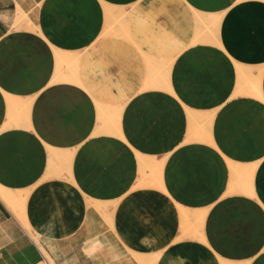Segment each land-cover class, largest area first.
I'll return each mask as SVG.
<instances>
[{
	"label": "crops",
	"instance_id": "obj_1",
	"mask_svg": "<svg viewBox=\"0 0 264 264\" xmlns=\"http://www.w3.org/2000/svg\"><path fill=\"white\" fill-rule=\"evenodd\" d=\"M97 101L120 106L121 135ZM140 157L162 160L164 190L138 185ZM0 184L30 189L56 264H264V0H0ZM90 198L118 200L113 227ZM99 232L119 257L83 251ZM34 241L0 197V264H47Z\"/></svg>",
	"mask_w": 264,
	"mask_h": 264
},
{
	"label": "rangeland",
	"instance_id": "obj_2",
	"mask_svg": "<svg viewBox=\"0 0 264 264\" xmlns=\"http://www.w3.org/2000/svg\"><path fill=\"white\" fill-rule=\"evenodd\" d=\"M18 11L21 12L22 16H24V17L28 16V14L23 9H21V7L19 5H18L17 13H18ZM107 15H108L109 18L111 17V13L110 12H107ZM199 16H201V15H199ZM219 22H220V17L217 16V15L214 16V18H213V20H211V22H208V21L206 22L205 19L202 16L200 17V20H199L200 26L206 27L208 29H210V27H212V26L217 27ZM21 27L28 28V29H38L37 25L33 21H29V20H27L26 24H23ZM74 56L75 55H72V58ZM58 57H60V55H58ZM64 64H65V62H61V61L59 63H57L58 67H62V66H64ZM70 64H71V66L73 68H76V66L78 64V56L74 57L73 60L70 61ZM73 74H75V73H73ZM248 74H249V72H245L244 70L240 69V75L243 76L245 81L248 80ZM160 84H162V83L160 81H158V79H157L155 81H152L150 84H148L145 87H160ZM252 88H253V94L254 95H256V96H260L261 95L260 88L254 86V85H252ZM96 103H97V106H98V119L100 121L101 129H103V131H105V132L117 133V134L121 135V133H120V124H121L120 123V120H121V108H120V106L113 105L115 113L112 115V114L108 113V110L104 111L105 107H111L112 105H107V104L99 102V101H97ZM104 105H106V106H104ZM106 114H108L110 116H107ZM112 116H114V117H112ZM71 158H72L71 154L62 155V154L55 153L53 155L52 159H51L52 161H51L50 167L56 166L54 164L57 161L63 162L62 166L58 165L56 167V169H57L56 174L58 176H63L62 174H64V171L67 172L64 169H66V168L68 169V168L71 167V165H70L71 164ZM139 160H140V167H141V173L143 174V178L141 179V181L139 182L138 185H140V186L141 185L142 186H156V187L162 188L164 190V186H163V183H162V180H161V176H160V166L162 165V160H158V159H156L154 157H140ZM232 169L236 173L239 172L238 168L236 166H234V165H232ZM148 170L150 171V173L146 174V172ZM67 173H69V172H67ZM244 187H245V189H244L245 191L250 192V189L248 188V185L247 186L245 185ZM21 200L22 199H20V201ZM89 202L94 205V206L91 207L89 213L91 215H102L104 217V219L106 220V222L108 223V225H109L108 227H110V228L113 227V218H111V217H113V213H114V210H115L116 205L118 203V200L98 201V200H94V199L90 198ZM181 210H182V214H183L182 215L183 216V220L184 221H189L191 218L186 213V210L183 207H181ZM193 218L195 220H197L198 223H202V221H203V213H196V215H194ZM30 227L31 226H28V229H26L28 231V233L32 229V227L31 228ZM110 232L112 233L113 236H115L111 229H110ZM98 235H100L101 238L98 237V236H96L98 238H95V237L93 238L94 240H96L95 244L97 246L96 245L95 246L97 248H100L102 245L106 244L107 247H106V249L105 248L104 249L105 250H110V253H108V254L112 253V254H114L115 258L119 257V255L121 254L119 252V248H118L119 245L117 246V245L111 243L110 240H109V237L107 236L108 234H103L102 235L99 232ZM93 239H91L90 241H93ZM100 240H101L102 243L100 242ZM103 242H105V243L103 244ZM57 245L58 244L56 242H54V241L51 242V248L52 249L56 248ZM61 249H62V247H61ZM116 249H118V251H116ZM84 250H85V248H84ZM60 254H63V251ZM223 263H225V261H223ZM47 264H49L48 261H47Z\"/></svg>",
	"mask_w": 264,
	"mask_h": 264
},
{
	"label": "bare ground",
	"instance_id": "obj_3",
	"mask_svg": "<svg viewBox=\"0 0 264 264\" xmlns=\"http://www.w3.org/2000/svg\"><path fill=\"white\" fill-rule=\"evenodd\" d=\"M200 17L201 16H199L198 15V19L200 20ZM27 20H29V21H32V20H30V18H29V16H27V17H24V16H22V14H21V12H19L18 11V13H17V16H16V19H15V25H16V27L17 28H20L23 24H26V22H27ZM198 20V21H199ZM110 30V29H109ZM60 52V51H59ZM59 52H58V54H59ZM62 54V53H61ZM67 54V53H66ZM63 55V54H62ZM66 56V55H65ZM64 56V57H65ZM72 56V55H71ZM71 56H66L67 58H69V59H71L72 57ZM60 60L61 59H58V62L57 63H59L60 62ZM63 60V59H62ZM71 60H73V59H71ZM57 61V60H56ZM67 62L69 63V61L67 60ZM68 69H69V67H68ZM73 70H75V68H73ZM63 71V70H62ZM61 71V72H62ZM70 71V70H69ZM64 72H65V70H64ZM71 72V71H70ZM73 73H74V71H72ZM57 74V73H56ZM55 74V75H56ZM60 74V73H59ZM58 74V75H59ZM69 74V73H68ZM62 75V74H61ZM74 76V74H70V78L71 77H73ZM57 77V76H56ZM61 76L59 75V78H60ZM69 78V77H68ZM62 79H63V77H62ZM141 94V93H140ZM100 104V103H99ZM102 104V103H101ZM108 105V104H107ZM104 106H106V105H104ZM117 106V105H116ZM115 106V107H116ZM112 107V108H111ZM111 107H105V109H104V111L105 110H108V113L109 114H114L115 112H114V108H113V105L111 106ZM94 108V107H93ZM101 108V107H100ZM107 116H110V115H108V114H106ZM112 117H114V116H112ZM51 162V161H50ZM161 166H164V165H161ZM161 166H160V169H162L161 168ZM50 168H53V167H50ZM71 168V167H70ZM70 168H66V169H64V170H66L67 172H69L70 173ZM54 169H56L55 167H54ZM162 171H163V169H162ZM52 172H53V170H52ZM56 172H57V169L53 172L54 173V175H56V176H58L57 174H56ZM254 172V171H253ZM47 174V173H46ZM71 174V173H70ZM50 175H52V173L50 174ZM63 175V174H62ZM48 177V176H47ZM159 179V178H158ZM45 180H47V179H45ZM40 183V182H39ZM151 184V183H150ZM153 184V183H152ZM72 185V184H71ZM74 185V184H73ZM159 186V185H158ZM35 188V187H34ZM162 189V188H161ZM29 193H30V189L28 188V189H24V190H17V192H14L13 190H11L10 188H8V187H6V186H3V185H1L0 184V197H1V199L6 203V205H7V208H9L10 209V211L12 212V213H14L15 214V216L17 217V219L21 222V224L24 226V228L25 229H28V226H30L29 225V223H28V221H27V216L25 215V212H26V210H25V206H26V202H28L27 201V199H28V195H29ZM20 199H22L21 201H20ZM201 211V210H200ZM27 213V212H26ZM111 218H113V217H111ZM201 218V217H200ZM110 221V220H109ZM112 223V222H111ZM31 228V227H30ZM29 228V229H30ZM29 234L33 237V239L35 240L34 241V243L35 242H37V244L39 245V247L41 248V249H39L41 252H43V254L45 255V257H46V260L48 261V263L49 264H56L55 263V260L53 259V257H51L50 256V254H49V252H48V249L49 250H51V252H53V255H54V257L55 258H59L60 256H62L63 254H60L61 252H62V249H61V247L59 246V245H57V247L56 248H54V249H52L51 248V242H53L54 240L51 238V237H49V236H47V237H44L43 235H41L40 233H38V232H36L35 230H33V229H31V231H29ZM96 236H98V237H100V235H96ZM97 237V238H98ZM94 238V237H93ZM92 238V239H93ZM101 238V237H100ZM99 238V239H100ZM103 240V239H102ZM95 241L96 240H94L93 239V241H88L86 244H84L85 245V250L84 251H86L87 253H89L91 256L92 255H94V253H95V251H96V249H97V245L95 244ZM104 241V240H103ZM91 242V243H90ZM100 242H101V240H100ZM102 243V242H101ZM105 242H103V244H104ZM96 245V246H95ZM105 245V244H104ZM106 249V248H105ZM108 253H110V250H106ZM116 251H118V249H116ZM120 251V250H119ZM160 252V251H159ZM158 252V253H159ZM226 262V261H225ZM227 263V262H226ZM248 263V262H247ZM225 264V263H224ZM231 264V263H230ZM232 264H234V263H232ZM249 264V263H248Z\"/></svg>",
	"mask_w": 264,
	"mask_h": 264
}]
</instances>
